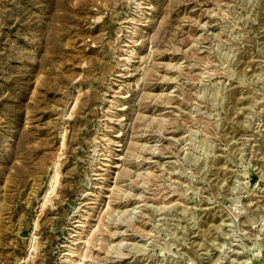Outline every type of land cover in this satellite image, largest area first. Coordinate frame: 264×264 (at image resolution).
<instances>
[{"label": "rangeland", "instance_id": "1", "mask_svg": "<svg viewBox=\"0 0 264 264\" xmlns=\"http://www.w3.org/2000/svg\"><path fill=\"white\" fill-rule=\"evenodd\" d=\"M0 264H264V0H0Z\"/></svg>", "mask_w": 264, "mask_h": 264}]
</instances>
